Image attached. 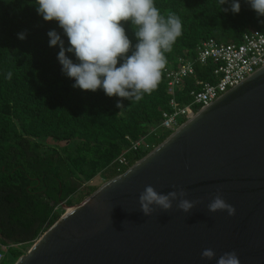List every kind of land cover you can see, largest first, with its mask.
Segmentation results:
<instances>
[{"label": "trees", "instance_id": "trees-1", "mask_svg": "<svg viewBox=\"0 0 264 264\" xmlns=\"http://www.w3.org/2000/svg\"><path fill=\"white\" fill-rule=\"evenodd\" d=\"M165 16L182 21V36L166 53L167 63L157 88L140 102L103 91H83L61 71L58 47H49L47 32L59 29L44 21L31 0H0V253L13 259L26 255L33 245L65 214L104 182L125 173L172 133L158 131L149 149L128 152L127 137L146 138L170 112L165 69L202 41L216 39L240 44L243 35L262 30L256 13L245 0L241 11H221L218 0H155ZM230 9V4H225ZM135 43L130 22H121ZM27 32L25 40L17 33ZM65 43L67 44V38ZM70 58H73L69 54ZM197 78L214 82L212 65L196 68ZM12 72L11 80L3 78ZM193 80L188 82L192 86ZM187 88L178 100L188 103ZM159 136V138L157 137ZM128 152V153H127ZM127 153L129 167L119 170L117 159ZM5 249V250H3ZM0 264H11L0 260Z\"/></svg>", "mask_w": 264, "mask_h": 264}, {"label": "water", "instance_id": "water-1", "mask_svg": "<svg viewBox=\"0 0 264 264\" xmlns=\"http://www.w3.org/2000/svg\"><path fill=\"white\" fill-rule=\"evenodd\" d=\"M196 202L140 210L146 186ZM221 195L236 209L211 213ZM65 214L16 264H264V67ZM212 249L215 258H202Z\"/></svg>", "mask_w": 264, "mask_h": 264}, {"label": "clouds", "instance_id": "clouds-1", "mask_svg": "<svg viewBox=\"0 0 264 264\" xmlns=\"http://www.w3.org/2000/svg\"><path fill=\"white\" fill-rule=\"evenodd\" d=\"M37 14L46 22L55 21L62 30H49V47H58L57 60L62 73L74 83L72 87L83 91L98 90L108 97H118L116 107L123 109V99L131 104L140 102L158 86L169 53L182 36L181 19L174 13L163 15L155 0H31ZM221 11L238 14L240 0H218ZM256 13L264 18V0H245ZM230 4V9L225 8ZM130 22L135 43L127 35L121 22ZM264 24V19H260ZM67 38V44L65 39ZM19 40L27 38V32L17 33ZM71 54L73 58H70ZM11 80L12 72L3 74ZM181 189L166 194L146 186L139 196L140 210L151 216L156 209L164 212L177 207L189 213L194 201L186 198ZM211 213L226 211L236 214V209L221 195H216L207 205ZM212 249H205L202 258H215ZM217 264H239L235 253L220 258Z\"/></svg>", "mask_w": 264, "mask_h": 264}, {"label": "built area", "instance_id": "built-area-1", "mask_svg": "<svg viewBox=\"0 0 264 264\" xmlns=\"http://www.w3.org/2000/svg\"><path fill=\"white\" fill-rule=\"evenodd\" d=\"M210 65L213 67L214 82L198 79L196 68ZM262 67H264V28L247 31L240 44H224L216 39H209L198 44L194 54H190L188 51L184 52L174 64H170L165 69L171 111L162 113L160 125L152 129L146 138L134 141L127 137L130 144L128 152L149 149L152 146L149 139L153 134L158 131L175 132L202 108L210 106ZM190 80H193L192 86H188ZM186 88V94L190 101L181 103L178 100V95L180 90ZM157 137L159 138V136ZM127 153L116 161L119 170L129 167ZM3 257L4 254L0 253V260Z\"/></svg>", "mask_w": 264, "mask_h": 264}, {"label": "rangeland", "instance_id": "rangeland-1", "mask_svg": "<svg viewBox=\"0 0 264 264\" xmlns=\"http://www.w3.org/2000/svg\"><path fill=\"white\" fill-rule=\"evenodd\" d=\"M153 138L154 137H151L150 139H149V142H151L152 140H153ZM106 182H104L101 178H98V179H96L94 182H93V184H95V185H98L99 187H101L102 185H104ZM7 260V261H9L11 264H16L17 263V261L19 260V259H13L9 254H7V255H5L3 258H2V260Z\"/></svg>", "mask_w": 264, "mask_h": 264}]
</instances>
